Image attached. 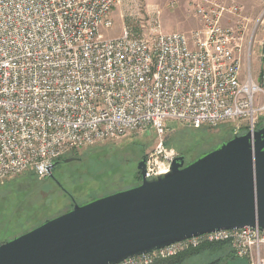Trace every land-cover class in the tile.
Masks as SVG:
<instances>
[{"label": "built area", "instance_id": "2783aa9c", "mask_svg": "<svg viewBox=\"0 0 264 264\" xmlns=\"http://www.w3.org/2000/svg\"><path fill=\"white\" fill-rule=\"evenodd\" d=\"M187 1L200 25L189 33L164 32L158 6L144 22L138 6L111 38L105 33L124 0H0V183L29 172L47 178L70 152L151 131L152 179L178 157L165 146L171 121L254 133L264 118V43L255 79V32L247 38L230 22L242 9ZM220 243L248 264H264L258 227L199 235L119 264H156Z\"/></svg>", "mask_w": 264, "mask_h": 264}, {"label": "water", "instance_id": "95a60500", "mask_svg": "<svg viewBox=\"0 0 264 264\" xmlns=\"http://www.w3.org/2000/svg\"><path fill=\"white\" fill-rule=\"evenodd\" d=\"M68 162V161H66ZM56 164V163H55ZM0 245V264H119L220 230L264 231V126Z\"/></svg>", "mask_w": 264, "mask_h": 264}, {"label": "rangeland", "instance_id": "374dc122", "mask_svg": "<svg viewBox=\"0 0 264 264\" xmlns=\"http://www.w3.org/2000/svg\"><path fill=\"white\" fill-rule=\"evenodd\" d=\"M177 2L175 8L170 4ZM226 7L239 6L241 16L232 17L233 25H242L247 38L254 37L252 69L258 79L262 66L264 43V0H221ZM146 13L158 6L162 10L164 32L189 33L200 25L188 9L187 0H124L113 12L115 26L106 37L121 35L124 26L137 7ZM246 66V65H245ZM258 99V98H257ZM264 124V118L261 120ZM166 150L184 156L186 163L199 159L230 140V127L190 128L171 121L167 124ZM153 131L109 142L95 149L68 153L66 159L55 164L49 177L39 179L33 173L0 183V245L11 241L47 220L83 205L139 185L138 164L155 148ZM68 161V162H66ZM183 264H248L239 259L228 247L206 248L189 257Z\"/></svg>", "mask_w": 264, "mask_h": 264}, {"label": "trees", "instance_id": "16d2710c", "mask_svg": "<svg viewBox=\"0 0 264 264\" xmlns=\"http://www.w3.org/2000/svg\"><path fill=\"white\" fill-rule=\"evenodd\" d=\"M262 120V119H261ZM261 122V121H260ZM224 126H228L230 127V130L232 129V125L231 124H226V125H223V126H220V127H224ZM264 124L261 126V123L259 124L258 126V129L263 127ZM247 133V130H243L240 135H243V134H246ZM234 137L233 135V132L231 130V136H230V139H232ZM166 146H167V143H166ZM98 147V146H96ZM96 147H93L91 149H95ZM89 149V148H88ZM73 152H77V151H73ZM71 153V152H70ZM69 154H67L66 156L60 158L57 162L59 161H62L64 158H66ZM56 162V163H57ZM30 173V172H29ZM32 173V172H31ZM28 174V173H27ZM34 174V173H33ZM26 175V174H25ZM24 176V175H23ZM138 180L140 181L141 183V174L140 172H138ZM214 247H228L230 248L227 244L225 243H220V244H212V245H206V246H203L201 248H198V249H195V250H189L185 253H182L180 254L179 256L177 257H174V258H171V259H167V260H162V261H159L157 262L156 264H183L189 257L195 255L198 251L202 250V249H206V248H214ZM231 249V248H230ZM232 250V249H231Z\"/></svg>", "mask_w": 264, "mask_h": 264}, {"label": "flooded vegetation", "instance_id": "af4514ba", "mask_svg": "<svg viewBox=\"0 0 264 264\" xmlns=\"http://www.w3.org/2000/svg\"><path fill=\"white\" fill-rule=\"evenodd\" d=\"M92 148H93V147H92ZM87 149H88V148H87ZM89 149H91V148H89ZM64 159H66V158H64ZM64 159H63V160H64Z\"/></svg>", "mask_w": 264, "mask_h": 264}]
</instances>
